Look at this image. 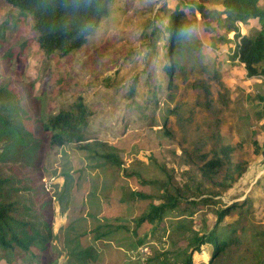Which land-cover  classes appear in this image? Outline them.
Segmentation results:
<instances>
[{
	"label": "rangeland",
	"instance_id": "rangeland-1",
	"mask_svg": "<svg viewBox=\"0 0 264 264\" xmlns=\"http://www.w3.org/2000/svg\"><path fill=\"white\" fill-rule=\"evenodd\" d=\"M198 5L205 17L193 10ZM260 5L264 8V1ZM175 9L184 11L203 46L197 60L185 57L168 90L167 75L160 71L165 61L163 41L156 44V57L147 59L153 61L150 69L144 54L147 35L155 27L163 30ZM9 11L0 0V23ZM221 11L219 0H119L87 43L68 57L44 54L30 40L28 28L24 30L22 84L31 87L29 97L54 113L81 99L91 112L89 142L113 147L121 164L116 168L103 163L97 157L102 148L86 152L70 144L47 149L41 172L52 238L48 250L38 255V264H181L191 252L190 230L205 233L214 223V210L246 200L248 211L233 210L219 227L243 231L239 233L244 246L226 264L239 260L264 264V131L259 128L263 121L256 123L253 118L250 99L262 89L258 79L246 77L237 58L231 59L237 39L234 33L225 35ZM237 27L241 36H251L261 24L248 20ZM222 36L230 42L212 44ZM203 88L209 91L213 112L219 114L196 104L204 98ZM214 116L222 142L236 146L231 162L245 163V172L226 190L217 185L204 188L215 205L187 210L181 203L178 211L164 215L155 234L146 224L134 235L133 220L150 203H159L160 189L154 182L164 181L165 172L176 186L190 175L199 181L195 149L199 155L208 152L209 143L203 138ZM253 141L260 148L257 154ZM130 191L149 198L121 202ZM147 233L142 247L138 246L136 241ZM210 253L205 246L203 253L192 256V264H207Z\"/></svg>",
	"mask_w": 264,
	"mask_h": 264
},
{
	"label": "trees",
	"instance_id": "trees-1",
	"mask_svg": "<svg viewBox=\"0 0 264 264\" xmlns=\"http://www.w3.org/2000/svg\"><path fill=\"white\" fill-rule=\"evenodd\" d=\"M1 1L10 7V11L0 23V263L38 264V255L48 250L52 238V228L45 217L46 198L41 172L42 159L47 149L70 144L86 152L92 151L93 147L102 148L103 153L97 157L103 163L112 164L116 168H120L121 164L113 147L89 142L87 128L91 112L81 99L78 98L71 108L54 113L47 109V105L41 106L35 97H29L31 87L22 84L27 50L23 32L28 28L32 35L30 40L35 41L44 54L68 57L87 43L119 0ZM261 1L264 0H219V3L223 15L220 25L225 29V35L234 33L237 39L231 59L237 58L244 65L246 77L258 79L261 85L262 93L258 91L250 99L253 103V118L256 123L263 121L259 128L264 131V8L260 5ZM193 10L202 17L206 16L200 5ZM186 16L184 11L175 9L169 14L163 30L162 27H155L147 35L145 66L150 69L153 61L147 59L151 55L156 57V44L162 40V56L165 61L160 71L167 75L168 90L173 88V76L183 69L185 57L197 60L203 46L197 38L193 23ZM248 20L259 22L261 27L251 36H241L237 24H244ZM228 42L222 36L212 44ZM10 66L13 70H9ZM213 74L212 78L216 79L217 76ZM159 85L154 87L153 94L159 90ZM133 88L131 85L129 98L133 95ZM203 91L204 98L196 104L204 111L219 114V111L213 112L207 99L208 89L203 88ZM35 100L38 101V108ZM219 124L217 116L207 124L203 140L209 143L208 152L199 155L200 151L195 149L199 161L196 166L199 181L190 175L186 182L176 186L171 174L164 171L166 179L154 182L160 189L157 197L159 203H150L148 210L133 220L134 235L146 224L152 226L149 233L155 234L164 215L178 211L181 203L187 205V210L215 205L213 196L204 188L217 185L226 190L245 172V163L231 162L230 154L236 150V146L222 142L218 132ZM252 143L256 146L254 154L259 153L260 148L254 141ZM147 198L143 193L130 191L127 198L120 200ZM247 204L246 200L214 210L215 219L211 229L201 235L190 230L192 235L187 247L191 252L185 254L181 264H192V256L203 253L205 246L211 248L207 264L231 263L235 251L244 246L239 233L242 229L226 227L222 231L219 227L233 210L248 211ZM147 235L136 241L138 246L142 247ZM237 264L251 263L239 260Z\"/></svg>",
	"mask_w": 264,
	"mask_h": 264
}]
</instances>
